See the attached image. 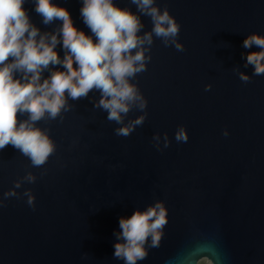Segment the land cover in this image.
<instances>
[{
    "label": "water",
    "instance_id": "obj_1",
    "mask_svg": "<svg viewBox=\"0 0 264 264\" xmlns=\"http://www.w3.org/2000/svg\"><path fill=\"white\" fill-rule=\"evenodd\" d=\"M54 2L91 35L81 0ZM114 2L136 12L130 0ZM157 3L181 25L184 51L154 38L147 71L135 81L148 100L142 126L117 136L118 125L93 107L100 95L94 91L70 100L74 108L62 122H39L57 145L42 168L11 145L0 150V264H124L113 258L120 218L157 199L168 222L159 246L138 264H195L201 255L213 264H264V75L245 67L248 52L260 49L243 47L249 34L264 35V0ZM24 7L42 31L60 23L43 25L33 0ZM141 20L150 30V18ZM236 67L251 76L248 83ZM140 114L133 110L125 122ZM180 125L187 142L175 140ZM157 132L168 134L169 147L161 141L162 150L156 148ZM29 170L36 182L17 192L31 189L35 209L27 197L3 196Z\"/></svg>",
    "mask_w": 264,
    "mask_h": 264
},
{
    "label": "clouds",
    "instance_id": "obj_2",
    "mask_svg": "<svg viewBox=\"0 0 264 264\" xmlns=\"http://www.w3.org/2000/svg\"><path fill=\"white\" fill-rule=\"evenodd\" d=\"M33 2L43 25L60 22L54 30L42 31L32 21L24 7L26 0H0V150L11 145L32 168H42L57 145L49 129L38 126L39 122L58 118L62 122L64 114L74 108L70 100L88 98L95 91L100 95L93 107L106 112L107 120L118 125L114 129L117 136H130L148 116V100L135 81L147 71L154 38L179 52L184 51V45L178 39L181 25L167 6L161 10L157 0H130L136 12L114 0H81L80 17L91 35L74 24L70 11L60 3ZM141 16L150 18V30L144 31ZM253 46L260 50L248 52L245 67L253 66L255 76L264 75V35L253 32L244 39L245 49ZM233 70L242 82L251 80L239 67ZM46 71L49 74L45 77ZM211 87L206 84L205 91ZM133 110L141 114L125 122ZM22 115L26 118L20 119ZM223 135H228L227 129ZM152 139L158 150H162L161 141L163 148L171 143L166 132L163 136L157 132ZM175 140L187 142L184 125L177 127ZM36 180L32 171H26L4 198L27 197V204L35 209L32 190L18 193L17 189ZM3 202L0 199V205ZM167 222L168 209L159 199L143 210L137 208L130 217H121L120 230L113 234V258L124 264L145 260L149 249L159 246ZM213 262L208 255L195 260V264Z\"/></svg>",
    "mask_w": 264,
    "mask_h": 264
}]
</instances>
